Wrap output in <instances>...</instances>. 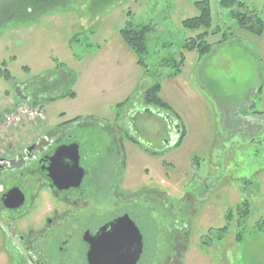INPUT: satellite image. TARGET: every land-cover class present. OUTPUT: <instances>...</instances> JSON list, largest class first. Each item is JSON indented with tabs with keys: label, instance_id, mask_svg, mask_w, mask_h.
Masks as SVG:
<instances>
[{
	"label": "rangeland",
	"instance_id": "374dc122",
	"mask_svg": "<svg viewBox=\"0 0 264 264\" xmlns=\"http://www.w3.org/2000/svg\"><path fill=\"white\" fill-rule=\"evenodd\" d=\"M202 1L69 0L34 19L0 25V121L21 106V95L31 106L39 87L52 80L55 95L76 93L74 101L46 102L38 127L26 122L9 128L1 144L9 156L58 124L73 127L75 119L76 133L97 129L95 118L114 123L128 105L125 114L131 115L141 88L160 84V99L185 131L182 140L175 145L178 135L163 150L170 139L161 120L136 114L134 124L147 129L152 152L126 137L120 145L127 156L124 186L156 191L154 214L143 217L140 206L138 224L147 241L139 264H264V0H235L256 12L260 35L238 28L222 0H207L209 28H184L183 21L199 15L196 3ZM144 26L151 27L143 55L147 75L119 35ZM204 33L207 54L183 49ZM180 53L176 72L172 63ZM54 69L70 73L72 85L49 78ZM243 201L249 217L238 225L234 214L228 222ZM39 203L47 209L45 198Z\"/></svg>",
	"mask_w": 264,
	"mask_h": 264
},
{
	"label": "flooded vegetation",
	"instance_id": "af4514ba",
	"mask_svg": "<svg viewBox=\"0 0 264 264\" xmlns=\"http://www.w3.org/2000/svg\"><path fill=\"white\" fill-rule=\"evenodd\" d=\"M134 108L140 115L161 120L170 139L162 144L163 150L168 149L173 134L171 120L147 107ZM137 112L125 114L117 132L49 129L13 156L1 151L0 264H89L92 247L116 222H121L128 235L126 246L132 243L133 226L141 235L142 252L136 264L140 263L147 241L138 224L140 206L145 205V217L154 214L157 205L155 190L123 184L121 170H125L127 156L120 146L122 138L152 152L147 129L134 124ZM16 190L22 202L11 208L17 201ZM43 198L47 209H39ZM118 238L106 237L101 242L103 253L112 249L107 246L110 240L115 244ZM109 254L110 258L105 255L101 261L112 259L113 254Z\"/></svg>",
	"mask_w": 264,
	"mask_h": 264
},
{
	"label": "trees",
	"instance_id": "16d2710c",
	"mask_svg": "<svg viewBox=\"0 0 264 264\" xmlns=\"http://www.w3.org/2000/svg\"><path fill=\"white\" fill-rule=\"evenodd\" d=\"M99 4L108 3L112 0H99ZM69 0H0V19L2 20L0 25L11 21L19 20L26 21L28 19H34L44 13L64 6ZM200 13L197 17L187 19L183 21V27L188 29H198L200 27L209 28L211 26V14L209 10V2L204 0L200 3H196ZM220 5L226 9H229L233 17L236 20V26L242 30H246L249 33L260 35L262 33V21L254 10H248L243 3L235 0H222ZM236 9V10H235ZM4 16V17H3ZM151 32L150 26H144L135 30L121 29L119 35L122 41L130 48L135 54L137 64L144 70L147 75V67L143 55L146 52V36ZM204 36L199 35L196 38L188 39L183 49L191 51L197 50L200 55H205L210 50V45L204 41ZM176 72L179 71L180 66L183 64V55L180 54L179 61L173 62ZM168 66L167 64H165ZM160 84L156 81L150 86L142 87L138 93V104L140 107H147L156 111L159 114L167 116L171 120L172 125H177L181 132L175 145L180 142L184 136V130L177 118L172 116L170 107L165 104L159 97ZM171 116L175 119H173ZM234 214L237 217L238 225H241L249 217V204L247 201L241 202L236 206L235 213L230 212L226 219L232 221ZM227 232V227L219 229L218 233L223 236ZM241 239V234L237 235V241Z\"/></svg>",
	"mask_w": 264,
	"mask_h": 264
},
{
	"label": "water",
	"instance_id": "95a60500",
	"mask_svg": "<svg viewBox=\"0 0 264 264\" xmlns=\"http://www.w3.org/2000/svg\"><path fill=\"white\" fill-rule=\"evenodd\" d=\"M172 129H173V134H172L170 146L173 145V143L175 142V139L178 138V135H179L177 125H173ZM41 165L46 166V163L45 164L42 163ZM48 168H51V166H48ZM10 193L11 192L6 194L7 195L6 198L10 196ZM18 195H19V192L17 196H15L17 199L16 204L14 207H11V208H18L21 205L22 199L20 195L19 196ZM133 228H134V235H133V238L130 237L131 239L130 242L132 241L133 244L131 243L130 246H126V244L128 243L127 241L128 235L126 234V232L122 231L121 222H116L114 226L111 225V229L109 233L107 235L106 234L101 235L99 237V241L95 243L96 245H99V246L95 245L92 247L91 249L92 252L90 253L91 257H90L89 264H136L142 252V245H141V235L139 234L137 229H135L134 226ZM117 235H119V238L116 239L117 243L114 244L113 241L111 240H113ZM106 237L107 239H111L107 246H109V248H112V249L108 250L106 248L107 250H105L103 253L104 244H102L101 242H103V240ZM128 249H131L132 251L128 252L129 251ZM116 250L121 251V252L117 253ZM109 253L113 254L111 255L112 259H109L110 258ZM105 255L109 256V258L101 261V257Z\"/></svg>",
	"mask_w": 264,
	"mask_h": 264
},
{
	"label": "crops",
	"instance_id": "0c3cea01",
	"mask_svg": "<svg viewBox=\"0 0 264 264\" xmlns=\"http://www.w3.org/2000/svg\"><path fill=\"white\" fill-rule=\"evenodd\" d=\"M71 42H72V40H68L67 41V44H71ZM182 53V52H181ZM180 53V54H181ZM179 54V55H180ZM72 57L74 58V59H76V57L74 56V55H72ZM91 59V58H90ZM77 60V59H76ZM84 69V68H83ZM56 70V72H50L49 73V78H52L53 76H55L56 78L57 77H59V81L58 82H62L64 85H66L67 87H69V86H71L72 84H71V82L70 81H72L71 80V74L70 73H67V72H64L65 70H58V69H54V71ZM57 72H58V74H57ZM58 86H57V84L54 86V80H52V84L49 86V84H44V86L43 87H39V92H37V94L34 96V102H32V104H31V106H29V107H31V108H33V107H35V106H40L42 109H43V105L46 103V102H51V103H53V104H55V103H58V102H62V101H65V100H70V101H74V100H76V93H74V92H72V91H69L68 92V94H66V93H59V94H56L55 95V92H56V90L58 91V88H57ZM74 88V87H73ZM27 97L25 96H23V95H21L20 97H19V104L16 106V107H18L19 105H26V106H28L27 104H26V101H27ZM112 99H116L115 97H113L112 96ZM133 102V101H132ZM115 103V105H119L120 104V102H114ZM137 105V107H140V104H136ZM130 106L128 105L127 107H125V109L124 110H122V111H126V112H129V111H131V109L129 108ZM170 107V106H169ZM135 109V108H134ZM121 111V112H122ZM170 111H171V113H172V116L174 115L175 116V118H177L178 119V115L171 109V107H170ZM43 112V111H42ZM125 112V113H126ZM132 112H137V110L135 109V110H133ZM125 113H121V116H116V118H115V120H114V123H112V124H109V123H107V122H103L102 123V121H105L104 119H99L100 121H98V118H95V119H93L94 121H96L95 123V125H94V127H96L99 131H101V130H111L112 132L113 131H115V132H117L121 127H122V119H124V116H125ZM137 114H138V112H137ZM93 115V114H92ZM80 121V120H79ZM45 122V119L43 118L40 122H38V123H41V124H43ZM71 122H73V127H70V126H63V124H58V125H56L54 128H51V129H63V130H69V129H72V131H73V129H76V127H77V120H72ZM31 125H33L34 127H38V125L39 124H33V123H31V122H29ZM22 126H25V124L24 125H22ZM78 128V127H77ZM97 129H95V128H91V130H96L97 131ZM2 130V129H1ZM184 134H185V131H184ZM1 135V134H0ZM177 142V141H176ZM175 142V143H176ZM2 151V150H1ZM2 155V154H1Z\"/></svg>",
	"mask_w": 264,
	"mask_h": 264
},
{
	"label": "built area",
	"instance_id": "2783aa9c",
	"mask_svg": "<svg viewBox=\"0 0 264 264\" xmlns=\"http://www.w3.org/2000/svg\"><path fill=\"white\" fill-rule=\"evenodd\" d=\"M43 119L42 110L39 106L28 107L22 105L18 107L15 111L9 113L0 121V127L2 129L0 135V153H1V144L5 142V134L9 128H16L25 124V122L37 123Z\"/></svg>",
	"mask_w": 264,
	"mask_h": 264
}]
</instances>
